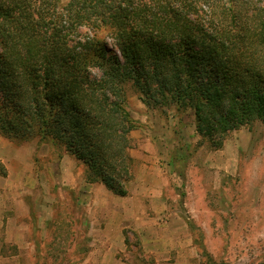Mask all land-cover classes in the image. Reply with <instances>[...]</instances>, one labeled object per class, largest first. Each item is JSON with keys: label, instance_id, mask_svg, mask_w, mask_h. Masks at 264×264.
I'll use <instances>...</instances> for the list:
<instances>
[{"label": "trees", "instance_id": "1", "mask_svg": "<svg viewBox=\"0 0 264 264\" xmlns=\"http://www.w3.org/2000/svg\"><path fill=\"white\" fill-rule=\"evenodd\" d=\"M127 87L148 110L192 115L215 151L264 123V0H0L1 137L69 154L86 183L128 197ZM187 162L173 163L182 179Z\"/></svg>", "mask_w": 264, "mask_h": 264}, {"label": "rangeland", "instance_id": "2", "mask_svg": "<svg viewBox=\"0 0 264 264\" xmlns=\"http://www.w3.org/2000/svg\"><path fill=\"white\" fill-rule=\"evenodd\" d=\"M126 92L128 110L138 123L132 133L136 165L129 196L140 190L136 174L142 154H147L158 182L151 181L146 189L160 197V210L147 209L123 223L125 251L117 256L127 264H159L147 249L148 241L157 238L147 229L156 225L165 239L181 235L191 243L195 264H208L210 257L214 264H264V123L231 132L215 151L196 135L192 115L148 110L132 88ZM26 143L35 149L38 183L25 198L27 213L17 224L25 230L17 236L18 245L3 240L0 264H88L97 245L96 229L109 218L100 209L106 205L111 211L114 204H93L85 197V169L79 164L75 174L83 171L80 189L67 184L62 164L66 154L60 159V151L52 146ZM178 156L188 157L185 179L173 164ZM176 255L168 252L166 262H174Z\"/></svg>", "mask_w": 264, "mask_h": 264}, {"label": "crops", "instance_id": "3", "mask_svg": "<svg viewBox=\"0 0 264 264\" xmlns=\"http://www.w3.org/2000/svg\"><path fill=\"white\" fill-rule=\"evenodd\" d=\"M132 154L135 157L134 153ZM34 155L35 149L31 148L28 143L23 142L17 145L0 136V161L5 164L7 170L5 177L0 175V248L4 244L3 240L12 242L13 245L17 246V236L25 230L22 227H18L17 224L19 218L27 213L24 210L26 207L25 198L33 193L38 183L34 174ZM153 163L151 156L142 154L136 174L141 186L138 193L133 197H117L109 192L104 185L99 183L88 184L83 179L82 186L85 190V197L89 198L93 204L100 202L101 205H104L105 201L111 200L115 207L111 211L106 205L100 209L101 211H106V217L108 218L109 216V218L103 227L96 229L99 231H97L98 235L96 236L97 239H95L97 245L88 256V264H127L117 256L119 252L125 251L123 223L126 220L129 221L131 217L133 219L138 217L139 213L145 214L147 209L160 210V197L146 189L151 181L153 183L158 182V180L153 178L154 176L152 177V170L156 169ZM62 164L65 168L63 171L67 184L71 188L80 189L79 175L83 171L75 174V168L79 163L71 155L66 154ZM6 201L11 202V204L7 205ZM147 201L150 203L149 206L151 208L147 207ZM156 214H159V212L157 211ZM147 231L150 235H154V238L157 234V238L153 241H148L147 249H150L159 264L162 262L164 264H195L191 243H186L188 242L187 240H182L183 236H175L176 239L174 241L169 238L167 240L161 234L163 232L161 227H156V225L150 226ZM168 244L171 246L169 247ZM168 252L170 254L174 253V255L178 253L174 256L175 259L172 263L166 262V254Z\"/></svg>", "mask_w": 264, "mask_h": 264}]
</instances>
